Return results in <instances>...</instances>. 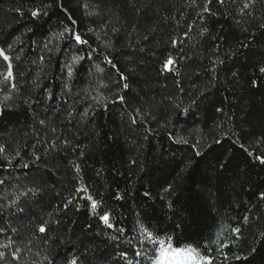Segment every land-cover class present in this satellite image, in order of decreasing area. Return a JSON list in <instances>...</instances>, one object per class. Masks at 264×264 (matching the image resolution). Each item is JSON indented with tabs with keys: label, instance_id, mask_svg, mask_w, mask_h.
I'll return each mask as SVG.
<instances>
[{
	"label": "trees",
	"instance_id": "1",
	"mask_svg": "<svg viewBox=\"0 0 264 264\" xmlns=\"http://www.w3.org/2000/svg\"><path fill=\"white\" fill-rule=\"evenodd\" d=\"M0 49V264H264V0H0Z\"/></svg>",
	"mask_w": 264,
	"mask_h": 264
},
{
	"label": "snow or ice",
	"instance_id": "2",
	"mask_svg": "<svg viewBox=\"0 0 264 264\" xmlns=\"http://www.w3.org/2000/svg\"><path fill=\"white\" fill-rule=\"evenodd\" d=\"M208 9L205 8V11H207ZM45 15H47V13H43ZM32 17H39V15H41L40 12L38 11H32L31 13ZM30 30V29H29ZM69 28L65 27L63 29V31H61L58 35L59 38L63 39L65 37V34L69 32ZM72 39H74V41L76 42V44L78 45H84L87 43L86 40L82 39L81 34H79L78 32L73 31L72 33ZM47 47V45H46ZM0 57H3V59L5 61H9V56L5 54V50L4 49H0ZM16 59H19V57H17ZM83 57L80 56H74L73 60H72V64H68L67 69H68V75L71 76L72 75V71H73V65L79 61L82 60ZM173 63L172 59L169 58L166 62H165V68L167 69L169 67V65H171ZM261 72H264V68L260 69ZM7 75L9 77L13 76V71H12V64L9 63L8 65V73ZM184 143H187V141H183ZM0 151H3V149H0ZM210 151V149H209ZM17 155H19V153H17ZM197 155H199L201 157V159L204 158V155H206V153L204 155H201V153H199V151H197ZM257 160L260 161V163L264 164V153H261L260 156L256 157ZM25 168L28 167L27 164L24 165ZM29 191H34V190H29ZM21 195H24L23 193ZM147 195V194H146ZM261 196L264 197V193H261ZM13 204L16 203V201H12ZM96 202L93 200L92 201V207L95 209L96 208ZM100 220L103 221L108 228L113 227L112 224L109 223V214L108 213H104V215L100 216ZM41 232L45 231V228L42 226L40 228ZM148 238L151 239L152 238V234L149 233ZM156 243L159 244V247L156 248V252H155V259L153 261V264H204V257H202L200 255L199 252H196L195 249H189L187 252H185L182 249L176 248L173 249L172 244L168 243L167 241H157ZM167 243L168 247L165 248L164 244ZM2 255V254H0ZM121 256H124V253L120 254ZM139 255V253H138ZM239 259V257L237 258ZM54 264V262H53ZM68 264H78V261L76 259H72L68 262Z\"/></svg>",
	"mask_w": 264,
	"mask_h": 264
}]
</instances>
